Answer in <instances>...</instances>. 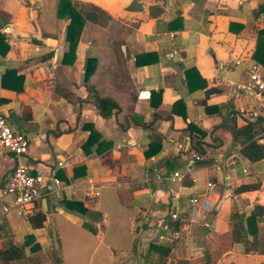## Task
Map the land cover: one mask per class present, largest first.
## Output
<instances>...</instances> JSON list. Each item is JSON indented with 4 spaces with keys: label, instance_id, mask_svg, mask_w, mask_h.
<instances>
[{
    "label": "crops",
    "instance_id": "obj_1",
    "mask_svg": "<svg viewBox=\"0 0 264 264\" xmlns=\"http://www.w3.org/2000/svg\"><path fill=\"white\" fill-rule=\"evenodd\" d=\"M72 1L98 7L116 30L86 22L62 64L69 21L57 17L58 0H0L8 45L3 54L0 44V107L29 141L20 161L44 176L69 162L57 169L59 185L33 205L32 215L45 214L35 228L17 209L4 211L17 159L0 151V247L39 254L40 264H263V254L233 241L231 216L245 228L252 221L249 245L264 242V212L251 218L264 207V158L242 156L233 133L251 124L252 140L264 146V94L249 80L252 63L264 75L254 58L264 45V0ZM88 59L96 62L85 83ZM87 86L118 111L102 117ZM92 130L98 137L86 147ZM195 154L202 159L190 179L163 178ZM193 196L211 203L207 225L188 220L178 239L158 240Z\"/></svg>",
    "mask_w": 264,
    "mask_h": 264
},
{
    "label": "trees",
    "instance_id": "obj_2",
    "mask_svg": "<svg viewBox=\"0 0 264 264\" xmlns=\"http://www.w3.org/2000/svg\"><path fill=\"white\" fill-rule=\"evenodd\" d=\"M99 13L106 15L102 10H100L98 7L92 4H84L79 6L72 0H58L57 17L66 18L69 21L66 27V41L69 44V49L68 52H66L63 55L62 64L67 63V59L70 56L74 57L76 45L80 39V35L85 23L91 22V23L99 24L100 20L102 19ZM106 17L109 18L108 16ZM260 34H264V31L260 32ZM0 44L2 45L3 48L2 53L4 54L8 50V45L4 43V37L1 34H0ZM0 52H1V48H0ZM263 54H264V45L258 43L254 54V58L257 61H261V63L264 64ZM136 60L138 61V59ZM95 62H96L95 59H88L86 62L85 74H84L85 83L90 79V76L92 74L91 70H89V66L91 64H95ZM86 88L88 91H93L92 103L94 104L98 113L102 117L110 116L114 110L118 111V105L112 99L99 97L97 93L94 91V89L90 86H87ZM233 133H234L235 141L242 145V148L240 150L242 156H244L245 158H247L252 162L264 158V146L257 144L254 140H252L253 134H252L251 124H247L239 129L234 128ZM95 137H98V135L92 130L90 132V136L86 141L85 144L86 147L91 146V144L93 143V139ZM102 151L104 150L100 149L98 152L101 153ZM197 152L201 154V152L199 151ZM244 188L246 187L237 188L236 191L243 190ZM63 205L69 209L78 208L80 213H85V209L75 206L76 203L63 201ZM263 212H264V207L255 206V212L251 218L255 219L256 216L262 215ZM188 220H189V212L186 213L183 217L182 216L180 217L179 215V217L176 220L172 221L171 227L173 228L174 231L179 232L181 230L182 225L184 223H187ZM231 220H232L231 233H232L233 241L243 242L246 253L253 251L254 253H260L264 255V242L262 240L254 238L253 245H249V242H247V240L245 239L247 232H251L250 228L252 221L248 222L247 228H245L242 224V221H240L239 215L233 214L231 216ZM28 221L31 223L33 227L40 228L43 226V223L45 221V214L42 212H37L36 214L30 216L28 218ZM38 249L39 247L37 245L33 247L34 251H38ZM157 249H160L166 255L170 252V248L157 247ZM40 263H41V257L39 254L28 256L25 254L23 248L18 247L12 243L8 244L5 247H0V264H40Z\"/></svg>",
    "mask_w": 264,
    "mask_h": 264
},
{
    "label": "built area",
    "instance_id": "obj_3",
    "mask_svg": "<svg viewBox=\"0 0 264 264\" xmlns=\"http://www.w3.org/2000/svg\"><path fill=\"white\" fill-rule=\"evenodd\" d=\"M5 33L10 32L9 26L4 28ZM249 80L252 87L258 92L264 94V75L260 72L259 66L252 63L249 66ZM29 141L26 136L14 131L9 122L7 115L0 107V151L8 152L12 154L17 163L14 166L8 181L6 183V193L12 197V201L9 205L4 207V211H8L11 208L17 209V211L25 218L32 216V207L39 201L44 195H47L53 191V187L59 185V180L56 178V172L59 168H65L69 165L66 160H60L50 170L48 176L42 174L31 175L26 165L20 160L28 153ZM201 156L195 154L185 165L184 169L176 170L170 175L161 176L170 182L183 181L190 179L195 170L196 164L201 160ZM220 165L216 163V169H219ZM160 176L157 179H162ZM144 183H150V178H146ZM208 194L213 188V184L208 183ZM98 192H89V196H97ZM189 206V223H200L207 225L206 217L211 211V203L207 199L201 200L198 196H193L188 200ZM172 221L179 217L177 211L170 215ZM179 238V232L173 230L172 227H166L163 234L158 235L160 241H173Z\"/></svg>",
    "mask_w": 264,
    "mask_h": 264
},
{
    "label": "rangeland",
    "instance_id": "obj_4",
    "mask_svg": "<svg viewBox=\"0 0 264 264\" xmlns=\"http://www.w3.org/2000/svg\"><path fill=\"white\" fill-rule=\"evenodd\" d=\"M99 14H100V13H99ZM100 17H101L102 19L100 20V22H99L98 25H100V26L103 27L105 30L110 31V32H112L114 29L116 30V27H115L113 24H110V23H109L110 19L107 18L106 15H104V14H100ZM98 30H99V29H98ZM105 41H107L108 43L111 44L110 47H115V46L113 45V44L116 43L115 40H112V39L107 40V39H106ZM112 41H113V42H112Z\"/></svg>",
    "mask_w": 264,
    "mask_h": 264
}]
</instances>
